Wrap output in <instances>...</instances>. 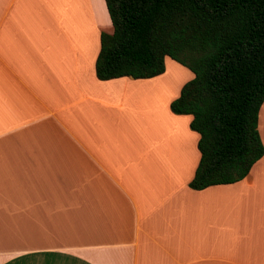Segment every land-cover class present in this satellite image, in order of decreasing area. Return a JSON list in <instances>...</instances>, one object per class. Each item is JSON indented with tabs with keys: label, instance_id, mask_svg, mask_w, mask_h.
Listing matches in <instances>:
<instances>
[{
	"label": "crops",
	"instance_id": "0c3cea01",
	"mask_svg": "<svg viewBox=\"0 0 264 264\" xmlns=\"http://www.w3.org/2000/svg\"><path fill=\"white\" fill-rule=\"evenodd\" d=\"M111 31L103 0H0V264H264V152L190 189L184 83L96 79Z\"/></svg>",
	"mask_w": 264,
	"mask_h": 264
},
{
	"label": "trees",
	"instance_id": "16d2710c",
	"mask_svg": "<svg viewBox=\"0 0 264 264\" xmlns=\"http://www.w3.org/2000/svg\"><path fill=\"white\" fill-rule=\"evenodd\" d=\"M110 34L99 36L100 81L149 79L168 58L192 78L169 104L189 115L199 160L192 190L240 181L263 155L264 0H103Z\"/></svg>",
	"mask_w": 264,
	"mask_h": 264
},
{
	"label": "rangeland",
	"instance_id": "374dc122",
	"mask_svg": "<svg viewBox=\"0 0 264 264\" xmlns=\"http://www.w3.org/2000/svg\"><path fill=\"white\" fill-rule=\"evenodd\" d=\"M164 80L167 83H171L174 81V76L177 77V80L175 82L177 83L176 86H179V84L185 83L188 80H190V77L192 74L184 67L180 66L176 62L165 58L164 59ZM259 118H260V133L262 137L264 136V107L259 112Z\"/></svg>",
	"mask_w": 264,
	"mask_h": 264
}]
</instances>
